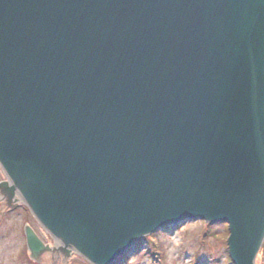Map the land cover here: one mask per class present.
<instances>
[{
  "label": "water",
  "instance_id": "95a60500",
  "mask_svg": "<svg viewBox=\"0 0 264 264\" xmlns=\"http://www.w3.org/2000/svg\"><path fill=\"white\" fill-rule=\"evenodd\" d=\"M0 165L90 264L196 221L227 224L231 264H255L264 0H0Z\"/></svg>",
  "mask_w": 264,
  "mask_h": 264
},
{
  "label": "rangeland",
  "instance_id": "374dc122",
  "mask_svg": "<svg viewBox=\"0 0 264 264\" xmlns=\"http://www.w3.org/2000/svg\"><path fill=\"white\" fill-rule=\"evenodd\" d=\"M10 186L15 185L0 165V264H89L73 249L72 234L61 239L51 236L19 194L7 192ZM25 227L49 248L36 261L25 244ZM228 232L225 224L206 226L199 221L165 227L139 238L121 264H230ZM255 264H264V240Z\"/></svg>",
  "mask_w": 264,
  "mask_h": 264
},
{
  "label": "trees",
  "instance_id": "16d2710c",
  "mask_svg": "<svg viewBox=\"0 0 264 264\" xmlns=\"http://www.w3.org/2000/svg\"><path fill=\"white\" fill-rule=\"evenodd\" d=\"M122 263V260H117L114 264H121Z\"/></svg>",
  "mask_w": 264,
  "mask_h": 264
},
{
  "label": "bare ground",
  "instance_id": "6f19581e",
  "mask_svg": "<svg viewBox=\"0 0 264 264\" xmlns=\"http://www.w3.org/2000/svg\"><path fill=\"white\" fill-rule=\"evenodd\" d=\"M16 192L19 194V197H22V195L18 192V190H17ZM23 199H24V198H23ZM23 199H22V201L25 202V200H23ZM73 249H74V248H73Z\"/></svg>",
  "mask_w": 264,
  "mask_h": 264
}]
</instances>
